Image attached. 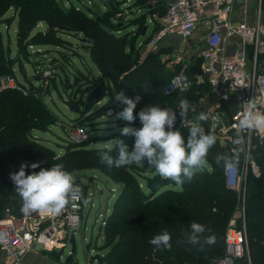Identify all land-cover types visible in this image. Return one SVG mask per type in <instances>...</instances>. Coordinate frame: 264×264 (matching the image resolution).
Listing matches in <instances>:
<instances>
[{
  "label": "trees",
  "instance_id": "trees-1",
  "mask_svg": "<svg viewBox=\"0 0 264 264\" xmlns=\"http://www.w3.org/2000/svg\"><path fill=\"white\" fill-rule=\"evenodd\" d=\"M102 2L106 10L98 13L89 7L83 11L68 3L61 5L56 0H0V27L8 25L15 16L20 20L16 38L17 58L14 61L5 54L0 32L1 79L7 74L13 75L14 67H21L20 58L29 55L25 46L32 45L35 37L41 35L29 38L30 33L38 22H44L49 38L56 36V31H66L67 34L82 32L90 43L81 39L78 42L87 46L92 63L101 73V79L91 82L94 84L92 93L97 91L98 85L108 86V89L100 90L88 101L83 112V116L88 118L84 117L75 123L86 131V141L80 144L68 141L67 145L60 147L63 150L61 154H56L33 136V131L50 132V127L57 123V118L45 106L43 98L30 94L23 96L16 90L0 89V220L13 210L17 213L23 203L10 179V174L18 171L21 164L29 165L26 174L55 164H63L65 170L73 176L81 171L95 170L120 186L118 198L105 222L102 250L106 252L100 257V264H214L222 255V235L226 225L232 220L240 203L238 193L225 188L223 166L216 163V156L233 155L224 151L216 142L207 155L208 168L197 172L182 187H177L173 181L161 178L146 161L109 168L100 162L99 152L102 148H89L99 139L94 140V136L89 134L88 121L106 116L109 110H112L114 116L126 107L115 100L111 90L116 94L123 92L132 99L140 96L134 110L137 119L131 124L123 120L115 121L117 126L127 125L137 129L142 127L138 113L147 105L171 107L179 112L181 99H187L193 105V101L199 98L200 92H196L199 87L209 90L205 82L199 87L191 83L174 104L169 105L170 95H165L163 88L170 79H162L159 62L151 57L141 61L138 52H133V45L127 42L125 36L117 37L108 31L113 27H125L123 23L120 24V20L115 21V17H120L123 10L119 9V2ZM161 4L159 7L163 11L159 16L167 9ZM262 6L264 8V2ZM10 10L12 16L7 18L5 15ZM26 38L29 40L24 42ZM46 44L56 45L49 41ZM106 97L108 101L93 110ZM176 127L186 139L189 129L185 124L181 125L178 113ZM109 138L111 141L117 138L124 140L129 150L134 145L133 136H124L120 132ZM252 145L251 158L257 166V173L251 175L248 172L246 175L242 205L248 258L236 260L234 264H264V139L253 138ZM111 155L115 157L117 152L114 150ZM32 163H38L40 168L32 169ZM82 192L81 200L85 197V191ZM192 222L205 225V236L210 234L207 229H211L217 237L216 243L204 245L203 250L199 245L177 243L178 240H184V233L190 231ZM235 227L239 228V224ZM165 229L172 236L171 250L157 249L149 243Z\"/></svg>",
  "mask_w": 264,
  "mask_h": 264
},
{
  "label": "rangeland",
  "instance_id": "rangeland-1",
  "mask_svg": "<svg viewBox=\"0 0 264 264\" xmlns=\"http://www.w3.org/2000/svg\"><path fill=\"white\" fill-rule=\"evenodd\" d=\"M56 1L61 5H67V3L69 6L74 5L76 8L83 11H86L88 7L90 10L92 9L98 13L105 10L104 2H102V0ZM114 2H119L120 5L121 0H114ZM113 5H116V3ZM89 13H91V11H89ZM5 16L7 18L11 17L12 10H10V12H8ZM122 16L123 15L121 13L120 17H115L116 19L120 20V24L125 22V17L123 18ZM116 19L115 21H117ZM19 27L20 20L17 16H15V18H13V20L8 25L0 27L4 48L6 50L5 54L13 61L17 58L16 56L18 46L16 43V38ZM120 29L121 28L113 27L108 29V31L120 35L123 33H128L132 30V28L127 27L122 30V32H120ZM46 32V24L44 22H38L35 29L30 33L29 38H32L36 34L41 35H37L35 37L36 40L32 45L29 44L28 46H25V50H28L29 52L28 57H21V61L19 63L21 67H14L12 69L13 75L7 74L4 77L14 78L18 84V86H16L17 88L21 90L24 89L27 92L36 91L38 94L33 93L30 95H34V97L40 96L43 98L45 106L57 118V123L56 125L50 127V132L33 131V136L40 139L41 143L46 147L53 149L56 154H61L63 150H61L60 147L67 145L68 141L71 142V135L74 134H72L71 126H74L78 120L84 119L85 117L83 116V112L89 103L88 101L92 98H90V96L94 94V92L92 93L94 86V84H91L93 80L92 77L96 79H99V77L97 75L96 66H94L91 61L90 54L86 48L87 46H82V43L78 42V40L81 39L86 40L88 44L90 43V40L85 38V35L82 32H72L67 34L66 31L62 33L56 31L54 34L56 36L50 38L47 37ZM137 34L138 32L136 33V36ZM29 38H26L24 42H27ZM125 38L130 44V34L125 36ZM48 41L53 42L56 45L46 44ZM132 49L133 52H135L134 45L132 46ZM150 50L151 49L149 47H144L141 52L142 54L144 52L148 53ZM140 56L139 58L142 60ZM169 76L170 77H168L167 80L173 77L172 74H169ZM2 79L0 78L1 90H3L1 86ZM202 83L203 82H200L198 79H196V81L192 84H195V86L199 87V85ZM102 87L104 89H108L106 84H101L98 85L96 92L102 90ZM19 89L12 90L19 92ZM185 91L186 90L177 91L173 95H170L171 101L169 102V105L174 104L179 95L183 94ZM111 92L115 98L116 93L112 90ZM196 92H200V95L199 98L193 101V105L189 110L187 116L188 122H192L197 119V110L195 107H197L200 103L199 99L204 97L206 92L208 93V89L204 90L203 88L199 87V90ZM104 99L105 101H103L102 104H105L108 101V97ZM97 108L98 107H94L93 110H96ZM106 116L95 121H88L90 122L88 127V131H90L89 134L94 136V140L99 139V141L92 143L89 148H102L105 143L111 142V138L109 137H114V134L119 132L117 131V128H122L115 124V115ZM112 116L114 119H110ZM98 121L100 123H97ZM185 126L188 127V124L185 123ZM201 126L204 128L206 134L210 133L216 136V142L224 151H228L231 155L238 153L236 150H234V148H231L229 142L225 140L226 135L223 131H220L221 127L216 123V121L207 119L206 121H201ZM252 149L253 145L249 150V156L247 158L248 162L246 164H244L243 155L239 153V164L237 169L240 174V184L239 187L232 192H239V194L243 192L244 195V186L247 173L249 172L251 175H255L257 173V166L254 164L251 158ZM74 177L78 181L79 187L85 191V197L82 200L83 220L81 223V229L74 235L75 254L72 257V264H90V257H94L96 255L102 257L106 252V250H102V244L105 238V222L110 215L112 210L111 207H113L114 202L118 198L120 186L113 183L109 178L95 170L81 171L76 173ZM170 188L173 189L174 187ZM44 216V213L40 214V218H43ZM241 216L240 202L238 205V210L236 213H234L232 218L234 227L238 226V224H241ZM5 219L9 222L16 223L18 222L16 219H20V215L18 212L16 213L13 210L12 212L8 213L4 220ZM226 229L227 225L225 230ZM56 246L57 244H54L51 247L49 246L47 250H52ZM70 252L71 246L69 243H67L66 248L63 250L61 264H65L64 260L69 256ZM99 262H101L100 258L98 261H93V264H99Z\"/></svg>",
  "mask_w": 264,
  "mask_h": 264
},
{
  "label": "built area",
  "instance_id": "built-area-1",
  "mask_svg": "<svg viewBox=\"0 0 264 264\" xmlns=\"http://www.w3.org/2000/svg\"><path fill=\"white\" fill-rule=\"evenodd\" d=\"M241 0H173L168 6L162 20V27L155 33L148 43L150 49L154 48L159 40L171 30H177L182 39L189 38L195 31L198 9L202 6L212 5V18L209 21L210 30L204 38L205 48L201 52L200 74L208 88L217 94L221 101H227L233 95L237 104L227 119V128L230 133V146L243 155L244 164L248 162L249 150L252 139H264V131L241 130L237 127L238 121L244 109V102L251 99L257 104V110L264 112V74L257 73L255 65L257 57L264 55V44H258L256 30L251 31L244 25H230L225 27L227 36L236 35L243 41L252 44L251 60L252 68L246 73L243 70V60L237 57L234 61H228L219 55L221 38L219 26L226 21L230 7L233 3ZM179 76L172 77L163 88L165 95H172L177 91H184V83ZM2 89H19L17 82L12 77L2 79ZM23 95L37 94V92L19 89ZM226 97V98H225ZM112 110L107 111L108 113ZM71 143H83L87 139L86 131L78 125L71 126ZM70 142V141H69ZM225 188L234 191L239 187L240 174L236 168L231 171L222 170ZM243 204V192L237 194ZM19 207L18 223L8 220H0V250L5 253V260L0 264H23L21 257L32 251L36 244L51 247L54 244H63L69 240L71 233L75 235L80 231L83 220V204L78 199L70 202L58 215L46 213L44 221L32 224L30 221L36 218L37 212L25 215ZM241 224L234 227L233 220L227 223V229L223 235L222 255L215 260L214 264H234L236 260L247 259L246 235L243 222V210L241 211ZM52 244V245H49Z\"/></svg>",
  "mask_w": 264,
  "mask_h": 264
},
{
  "label": "clouds",
  "instance_id": "clouds-1",
  "mask_svg": "<svg viewBox=\"0 0 264 264\" xmlns=\"http://www.w3.org/2000/svg\"><path fill=\"white\" fill-rule=\"evenodd\" d=\"M188 87L187 77L179 78ZM226 98V97H225ZM140 96L135 99L128 98L123 92L115 96V100L126 107L115 115L116 120H123L127 124L133 123L137 116L134 110L140 101ZM192 105L187 99L179 102V112L171 107L159 105H147L138 113L140 128L124 126L117 131L124 136H133L134 145L131 150L122 139H114L105 143L99 152L100 162L109 168L124 167L132 164H141L147 161V165L154 168L156 173L164 179L171 180L177 187H182L185 181H191L197 172H203L208 167L207 155L216 143V136L206 134L201 126V121H206V112L201 111L195 121L188 122L187 116ZM177 113L181 118V125L187 123L189 134L187 138L176 127ZM108 115H112L111 112ZM237 127L241 130L264 131V112L257 110V104L249 99L244 102V109ZM117 152L113 157L111 153ZM216 163L222 165L225 171H231L239 164V153L233 156L218 154ZM27 163L21 164L18 171L10 174V179L15 185V191L21 198L22 212L28 215L32 212H45L51 215L60 214L72 201L83 198L82 189L76 183V178L63 164H55L50 168H40L38 163H32V169L40 168L26 174ZM87 202V201H85ZM210 233L205 236V225L197 222L190 224V231L184 233L185 242L191 245H199L203 250L204 245H214L217 237ZM172 236L165 229L155 235L149 243L157 249L172 248Z\"/></svg>",
  "mask_w": 264,
  "mask_h": 264
},
{
  "label": "crops",
  "instance_id": "crops-1",
  "mask_svg": "<svg viewBox=\"0 0 264 264\" xmlns=\"http://www.w3.org/2000/svg\"><path fill=\"white\" fill-rule=\"evenodd\" d=\"M113 2L114 0H112V3ZM172 2L173 0H121L119 9L122 8L121 10H123L122 17H125V22L122 23L125 27L121 28L119 31L122 32V30L127 27L132 28V30L128 33L120 35L115 33V36L121 37L130 34V43L134 45L135 52L138 51L139 56L142 55L140 56L142 59L141 61L151 57L157 63L159 62L162 70L161 77L163 80H167V78L171 76H169V74H172L173 77L177 75H179L180 78L187 77L189 85L194 83L196 79L204 83L200 74L202 65L200 54L205 48L204 38L210 30L209 21L212 18V5L202 6L198 9L195 31L189 38L184 40L180 37V33L177 30H171L165 34L161 40H159L157 45L148 51V53L144 52L142 54L141 52L144 47H148V43L152 36L162 27V20L167 9H165V13L162 16H159L158 14L163 11L159 5L162 3L161 5H165L168 8ZM263 2L264 0H241L239 3H233L225 20L226 22L219 26L218 29L221 38L219 55L228 61H234L237 57H241L243 60V70L246 73H248L252 68V44L250 42L243 41L236 35L227 36L225 34V27L230 25H244L251 31L256 30L258 44H264ZM118 16L119 15H117L116 18ZM139 30L141 31L139 32ZM144 30L145 34L142 35ZM137 32L139 33L136 36ZM96 69L97 75L99 79H101V73L97 67ZM255 70L257 73L264 74V55L257 57ZM92 79L99 80L94 77H92ZM204 95V97L199 99L200 103L198 106L195 107L197 110V117L201 111L206 112L208 120L212 119L216 121V123L221 127L220 131H223L226 135L225 140H227L230 144V133L227 128V119L231 112H233L237 107L235 97L231 95L227 101H221L218 99L217 94L210 89L208 90V93L206 92ZM103 101H105V99L95 105V107L99 108V106L101 107L104 105L102 104ZM110 119H114V117L112 116ZM242 210L243 209L241 207V211ZM42 213L45 214L43 218L39 217L35 220L32 219L30 222L32 224H36L44 221L46 213ZM67 243L68 242L57 244V246L52 250H47L48 247L45 248L41 244H36L31 252L21 257V263L61 264L63 250L66 248ZM5 258V253L0 250V262L5 260ZM70 264H72V260Z\"/></svg>",
  "mask_w": 264,
  "mask_h": 264
},
{
  "label": "water",
  "instance_id": "water-1",
  "mask_svg": "<svg viewBox=\"0 0 264 264\" xmlns=\"http://www.w3.org/2000/svg\"><path fill=\"white\" fill-rule=\"evenodd\" d=\"M106 1V3H108V4H111L112 3V0H105ZM145 34V30L142 32V35H144ZM81 41H84V42H86V40H81ZM87 43V42H86ZM102 90H104V88L102 87ZM99 92V91H98ZM97 93V92H96ZM96 93H94L92 96H90V98L91 97H93L94 95H96ZM89 98V99H90ZM146 163H147V161H146ZM68 243H69V245L71 246V252H70V255L67 257V259L65 260V263L66 264H70L71 263V260H72V257H73V255L75 254V238H74V234L73 233H71L70 234V236H69V240H68ZM99 256L98 255H96V256H94V257H91V258H89V260H90V264H93V261H98L99 260Z\"/></svg>",
  "mask_w": 264,
  "mask_h": 264
},
{
  "label": "bare ground",
  "instance_id": "bare-ground-1",
  "mask_svg": "<svg viewBox=\"0 0 264 264\" xmlns=\"http://www.w3.org/2000/svg\"><path fill=\"white\" fill-rule=\"evenodd\" d=\"M41 213H42V212H39V213L37 214V217L34 218V220L37 219V218H39ZM16 223H18V222H16Z\"/></svg>",
  "mask_w": 264,
  "mask_h": 264
}]
</instances>
